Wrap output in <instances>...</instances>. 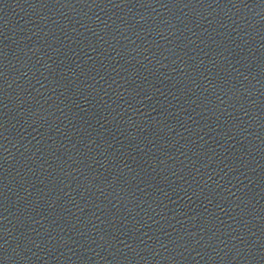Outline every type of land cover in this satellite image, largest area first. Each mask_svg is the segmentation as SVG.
I'll use <instances>...</instances> for the list:
<instances>
[{"label":"water","instance_id":"95a60500","mask_svg":"<svg viewBox=\"0 0 264 264\" xmlns=\"http://www.w3.org/2000/svg\"><path fill=\"white\" fill-rule=\"evenodd\" d=\"M0 255L264 264V0H0Z\"/></svg>","mask_w":264,"mask_h":264}]
</instances>
